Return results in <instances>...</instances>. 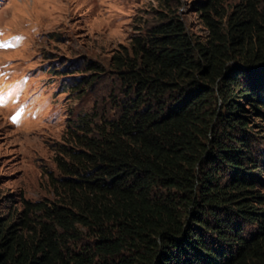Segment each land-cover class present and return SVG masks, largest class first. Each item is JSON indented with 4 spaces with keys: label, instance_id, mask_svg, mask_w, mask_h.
<instances>
[{
    "label": "trees",
    "instance_id": "16d2710c",
    "mask_svg": "<svg viewBox=\"0 0 264 264\" xmlns=\"http://www.w3.org/2000/svg\"><path fill=\"white\" fill-rule=\"evenodd\" d=\"M223 7L198 6L205 40L163 19L112 57L118 117L61 146L54 201L0 218V264H264V0Z\"/></svg>",
    "mask_w": 264,
    "mask_h": 264
},
{
    "label": "rangeland",
    "instance_id": "374dc122",
    "mask_svg": "<svg viewBox=\"0 0 264 264\" xmlns=\"http://www.w3.org/2000/svg\"><path fill=\"white\" fill-rule=\"evenodd\" d=\"M205 1L0 0V45H9L0 47V218L16 220L24 202L54 201L50 178L60 176L61 146L85 118L118 117L122 84L112 57L163 19L176 18L192 38L205 40L197 10ZM241 2L218 0L223 12ZM85 78L91 83L83 84ZM261 112L251 116L253 145L263 165L259 190L264 107Z\"/></svg>",
    "mask_w": 264,
    "mask_h": 264
},
{
    "label": "snow or ice",
    "instance_id": "6c2138e0",
    "mask_svg": "<svg viewBox=\"0 0 264 264\" xmlns=\"http://www.w3.org/2000/svg\"><path fill=\"white\" fill-rule=\"evenodd\" d=\"M7 46H9V45H0V47H7Z\"/></svg>",
    "mask_w": 264,
    "mask_h": 264
}]
</instances>
